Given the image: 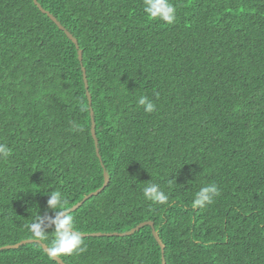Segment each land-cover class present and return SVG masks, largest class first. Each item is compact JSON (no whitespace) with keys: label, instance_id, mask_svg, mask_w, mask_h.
I'll return each instance as SVG.
<instances>
[{"label":"trees","instance_id":"obj_1","mask_svg":"<svg viewBox=\"0 0 264 264\" xmlns=\"http://www.w3.org/2000/svg\"><path fill=\"white\" fill-rule=\"evenodd\" d=\"M36 1L63 28L34 0H0V143L12 149L0 163V247L32 238L26 225L52 189L70 208L105 170L107 186L72 211L81 233L147 220L166 264H264V0H171L170 25L142 0ZM151 183L168 204L144 198ZM209 183L220 196L193 208ZM82 238L85 252L58 257L162 264L149 225ZM0 264L59 263L33 242L1 249Z\"/></svg>","mask_w":264,"mask_h":264},{"label":"clouds","instance_id":"obj_2","mask_svg":"<svg viewBox=\"0 0 264 264\" xmlns=\"http://www.w3.org/2000/svg\"><path fill=\"white\" fill-rule=\"evenodd\" d=\"M142 7L147 18L160 20L166 24H173L176 20V6L171 0H142ZM137 105L146 113L156 110V105L147 96L142 95L137 100ZM12 154V149L5 143H0V163L6 162ZM143 196L157 204H168L169 197L162 191L158 184L151 183L143 188ZM221 190L215 183L201 186L194 193L191 201L193 208L204 209L215 202ZM51 210L52 215L48 214ZM32 238L40 242H48L46 252L49 257L72 256L86 251L82 233L77 230L72 210L68 207L65 195L52 189L46 201L44 214L38 211L31 222L26 225ZM51 229V231H49Z\"/></svg>","mask_w":264,"mask_h":264},{"label":"water","instance_id":"obj_3","mask_svg":"<svg viewBox=\"0 0 264 264\" xmlns=\"http://www.w3.org/2000/svg\"><path fill=\"white\" fill-rule=\"evenodd\" d=\"M34 2L36 3V5L38 6V8L42 12L47 13L52 18V20L57 24V26L59 28H63L62 25L60 24V22L52 14H50L48 11H46L36 0H34ZM66 34L69 36V38L78 47V43H77L76 38L73 37V35L70 34L68 31H66ZM78 54H79V59L81 60L82 59V52H81L80 49L78 50ZM84 79H85V86H86V88H88L87 79L85 77V74H84ZM87 96H88V99H90V94L88 93V91H87ZM92 115H93V112L91 110V129H90V131H91V136H92V138L94 140V143H95L96 153L99 154L98 153V144H97L98 142H97V138H96V134H95L94 120H93V116ZM99 157H100V155H99ZM103 172H104L103 173V175H104V182H103L102 186L100 188H98L97 190L88 193L79 202H77L75 205L71 206L70 209L72 211L75 210V209H77L86 199H88L91 196L97 195L99 192H101L107 186V184L109 182V177H108V174H107V172L105 170ZM145 225H149L151 227L152 235L154 236L155 240L157 241V243L159 244L160 249H161L162 264H166V261H165V258H164L165 245L162 242V240L160 239L157 230L154 228V223L152 221H147L146 220V221L140 222L135 227L131 228L130 230L124 231V232H105V233H102V232H92L90 234L82 233V237H85L87 235H91V236H112V235L123 236V235H130V234L134 233L135 231L139 230L141 227H143ZM33 242H36V243L41 244L43 250L46 251L47 245L45 243H43V242H40V241L35 240L34 238L23 239V240H21V241H19L17 243H14V244H6L4 246H1L0 247V250L1 249H9V248H17V247H19L22 244L33 243ZM52 258L55 261H57L59 264H66L59 257H52Z\"/></svg>","mask_w":264,"mask_h":264}]
</instances>
